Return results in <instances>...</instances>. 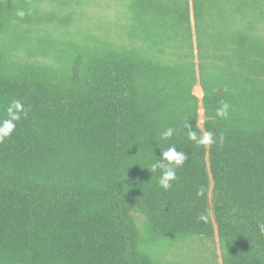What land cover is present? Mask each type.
<instances>
[{
	"label": "trees",
	"instance_id": "obj_1",
	"mask_svg": "<svg viewBox=\"0 0 264 264\" xmlns=\"http://www.w3.org/2000/svg\"><path fill=\"white\" fill-rule=\"evenodd\" d=\"M42 1L0 0V120L28 112L0 141V264H160L157 243L192 238L264 264V0H112L122 19L90 31L83 0ZM169 146L186 160L165 191Z\"/></svg>",
	"mask_w": 264,
	"mask_h": 264
},
{
	"label": "rangeland",
	"instance_id": "obj_2",
	"mask_svg": "<svg viewBox=\"0 0 264 264\" xmlns=\"http://www.w3.org/2000/svg\"><path fill=\"white\" fill-rule=\"evenodd\" d=\"M97 1V2H95ZM112 0H83L81 7H77V13L74 17L75 24L72 29H81L90 31L108 25L118 18L122 19V7L114 5ZM43 8L50 9V0L39 2ZM200 100L203 98V91L198 85L193 92ZM198 125L203 128L205 118L204 112L199 111ZM140 220V217L136 215ZM166 245L162 242L156 244L157 252L161 257L160 264H222L221 251L218 241L209 242L200 238H192L185 242H176L170 244L166 254L163 256V249ZM163 256V257H162Z\"/></svg>",
	"mask_w": 264,
	"mask_h": 264
},
{
	"label": "clouds",
	"instance_id": "obj_3",
	"mask_svg": "<svg viewBox=\"0 0 264 264\" xmlns=\"http://www.w3.org/2000/svg\"><path fill=\"white\" fill-rule=\"evenodd\" d=\"M16 14L23 18L25 15L31 14V10H17ZM230 105L221 101L220 106L216 109L215 115L221 119H227L229 116ZM7 118L0 120V141L9 138L16 129V124L22 118H26L28 115L27 109L23 102L19 99H12L6 109ZM183 128L187 129V137L190 141H193L198 146H207L215 143V133L211 130L203 131L201 134H197L192 130V126L189 121H185ZM176 130L173 127H168L165 131L160 133V139L167 140L171 138ZM186 156L183 152H178L175 146H169L166 150L161 149V155L159 159L151 164L149 170L155 172L160 169L159 186L167 191L172 187V181L176 177V170L184 165ZM198 196H203V189L197 192ZM207 217L201 214L198 220L206 221ZM257 228L261 235H264V222H258Z\"/></svg>",
	"mask_w": 264,
	"mask_h": 264
}]
</instances>
